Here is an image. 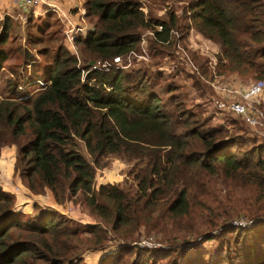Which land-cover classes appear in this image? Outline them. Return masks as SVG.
Instances as JSON below:
<instances>
[{
  "label": "trees",
  "instance_id": "16d2710c",
  "mask_svg": "<svg viewBox=\"0 0 264 264\" xmlns=\"http://www.w3.org/2000/svg\"><path fill=\"white\" fill-rule=\"evenodd\" d=\"M84 7L91 26L75 43L88 56L78 64L59 45L48 84L29 105L1 101L0 117L14 144L30 129L15 165L25 186L35 194L49 189L58 203L82 197L108 226L76 222L49 206L27 216L0 184V264H91L84 256L90 249L102 253L95 264H264V141L178 104L169 114L140 70L88 65L125 57L142 30L167 40L183 26L181 38L194 27L220 45L217 64L225 72L263 80L264 0H192L185 26L175 11L164 19L145 15L138 0H86ZM10 20L0 22V44ZM5 58L0 48V68ZM110 155L133 163L132 185H96ZM240 219L246 223L236 225ZM141 232L159 245L140 246ZM110 237L115 248L106 244Z\"/></svg>",
  "mask_w": 264,
  "mask_h": 264
},
{
  "label": "rangeland",
  "instance_id": "374dc122",
  "mask_svg": "<svg viewBox=\"0 0 264 264\" xmlns=\"http://www.w3.org/2000/svg\"><path fill=\"white\" fill-rule=\"evenodd\" d=\"M138 1L141 5L140 9L145 15L164 19L166 18V13L175 11L179 17L180 25L190 24L189 14L184 10L192 0ZM48 13L27 18L26 21H9L8 38L4 44H0V48L4 50L6 55L0 68V102L6 101L29 105L27 101L40 93L48 84L46 71L53 62L57 47L59 45L67 46L70 50L69 52L75 55L65 41L61 23L57 16ZM176 31L182 46L190 52L197 71L192 73L187 66L186 69L182 65L184 64V59L181 57L182 51L180 49H176L172 43L164 46L152 41L148 30H142V39L146 40L148 49V59H139L133 55L123 57L120 69L126 75H133L137 70H140L142 74H146V84L151 86L157 93L162 100V109L169 114L174 115L178 104L181 108L201 113L202 117H207L213 125L220 124L236 133L256 137L260 141H264V127L257 129L249 127L232 113L220 111L213 107V98H219V94L211 85V83L215 85L231 83L233 86L242 88L261 78L253 77V73L238 75L237 73L225 72L223 66H220L219 63L217 64V54L220 53L221 49L218 43H216V47L214 41H207L195 28L194 30L190 29L185 38H181V35L185 34L183 26ZM190 31L193 33L191 40L188 39L191 37ZM76 49L81 63L83 55L87 57L88 54L82 53L80 44L76 45ZM221 63L223 64V62ZM173 95L175 96L174 102L169 100ZM261 106L264 108V98ZM181 129L179 128V130ZM25 131V134L18 139L17 144L12 143L9 130L4 124V117H0V183L3 187L12 188L14 185L20 184V182L23 185L26 184L25 180L18 174V171L15 170L17 145L25 143L30 133L27 125ZM132 165V162L122 159L121 156H108L105 167L98 168L96 171V185L97 183L104 184L107 182L117 183L125 188L132 185ZM38 194L44 195L45 193ZM14 196L17 208L26 213L27 216L34 215L41 207H46L45 204H42V201L37 202L30 199L28 203L18 205L19 201L16 200L15 194ZM20 198L27 199L23 196H20ZM32 202L37 205L36 209L34 205L32 206ZM62 203V208H65L63 214L66 216L70 215L76 222L86 223L90 221L107 225L89 211L82 197L74 196ZM68 205L72 207L66 209ZM241 212L244 211L241 210ZM214 232L219 233L217 230H214ZM178 239L179 242H182L181 236ZM113 240L114 237H110L107 241L106 244H108L109 248L118 245ZM139 240L142 243L151 241L156 244L160 241L153 235L146 236L145 232H141L138 235ZM216 243L217 240H213L205 243V245L211 250ZM101 254L100 250L90 249L84 253V256L87 262L95 264L97 257Z\"/></svg>",
  "mask_w": 264,
  "mask_h": 264
},
{
  "label": "built area",
  "instance_id": "2783aa9c",
  "mask_svg": "<svg viewBox=\"0 0 264 264\" xmlns=\"http://www.w3.org/2000/svg\"><path fill=\"white\" fill-rule=\"evenodd\" d=\"M20 4L22 7L26 9L35 8L40 5L46 4V6L57 12L60 20L63 23V33L64 38L70 49L75 53L78 64L80 63V59L78 58V53L75 45V40L78 37H84L87 35L90 29V23L85 16V8L78 7L77 12V22L68 16L65 11H63L56 4L46 3L45 0H20ZM27 17L25 16L23 20L26 21ZM158 32L163 30L161 25L155 27ZM148 33L155 40L156 37L152 29H148ZM64 41V42H65ZM159 43L163 45H169L170 42L174 45L176 49H180L181 57L184 59V64L190 69L193 73L197 71V67L195 66L190 52L182 46L180 37L178 36V32L174 29L170 30L169 36L167 40H157ZM137 56L139 59L147 60L148 59V49L146 47V40H140V43L137 48H134L128 52L126 56ZM125 56V57H126ZM121 56L113 57L112 59H93L92 65H89L92 70H103V71H111L115 68H120V64L122 62ZM90 62V61H89ZM87 71H83V77L85 76ZM213 88L219 94V98H213V107L217 108L220 111H227L235 115L239 118L244 124L252 128H261L264 127V108L261 106L262 100L264 98V80L257 79L245 87H237L233 86L231 83H222V84H213L211 83ZM15 192H17V187L14 188ZM236 225H244L246 221L240 219L238 221H234ZM140 246H157L159 243H153L151 241H145L144 243L138 242Z\"/></svg>",
  "mask_w": 264,
  "mask_h": 264
},
{
  "label": "crops",
  "instance_id": "0c3cea01",
  "mask_svg": "<svg viewBox=\"0 0 264 264\" xmlns=\"http://www.w3.org/2000/svg\"><path fill=\"white\" fill-rule=\"evenodd\" d=\"M45 1H46V3L56 4L63 11H65L68 16H70L71 18H73L77 22V16H78L77 8L80 6L85 8L84 3L86 0H45ZM46 13L56 15L57 19L60 21L61 26H62L63 23L60 20L58 13L49 9L46 6V4L40 5V6L35 7V8L26 9V8L21 6L20 0H0V22H2L4 17H8L11 20H20V21L22 20L23 21V18L27 15H28L27 18L29 19L32 17H37L39 15H44ZM191 30H194V28H191ZM192 34L193 33L191 32L190 38L187 37L189 40H191ZM214 44L217 47V44L216 43H214ZM15 187H17V189H18L17 192H15V190H14ZM3 189H5L6 191H9V192L11 191L16 195V200L19 201L18 205L28 203L29 199H30L31 201H37V202L42 201V204H45L46 206H49L52 208H55L58 211H60L61 213H64V211H65V208H62L63 203L56 202L53 193L49 189H46V191L44 192L45 193L44 195L33 194L21 182H20V184L14 185L12 188L3 187ZM20 196H23L27 199H21ZM33 205H34V203L32 202V206ZM66 207H67L66 209H70L72 206L68 205ZM88 222H90V221H88Z\"/></svg>",
  "mask_w": 264,
  "mask_h": 264
},
{
  "label": "water",
  "instance_id": "95a60500",
  "mask_svg": "<svg viewBox=\"0 0 264 264\" xmlns=\"http://www.w3.org/2000/svg\"><path fill=\"white\" fill-rule=\"evenodd\" d=\"M94 61L93 60H91L89 63H88V65H92V63H93Z\"/></svg>",
  "mask_w": 264,
  "mask_h": 264
}]
</instances>
